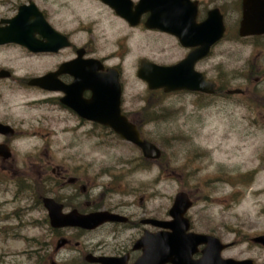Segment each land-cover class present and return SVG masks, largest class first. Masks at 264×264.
Listing matches in <instances>:
<instances>
[{
	"label": "rangeland",
	"instance_id": "rangeland-1",
	"mask_svg": "<svg viewBox=\"0 0 264 264\" xmlns=\"http://www.w3.org/2000/svg\"><path fill=\"white\" fill-rule=\"evenodd\" d=\"M145 35L138 53L164 61L177 57L169 38ZM136 53L130 52L123 66L126 103L140 114L145 138L161 149L158 160H138V148L115 135L97 130L93 136L74 128L67 116L24 106L32 92L0 96V120L16 129L9 140L11 158L0 160V263H22L21 252L39 249L52 235L41 198L59 194L62 185L52 172L58 165L71 175L80 173L106 205L142 220L168 218L175 194L184 190L193 200L187 215L194 231L223 233L221 224L234 213L254 224L256 203H264V47L216 48L208 74L244 93L230 99L217 93L203 106L184 92L148 90L136 77ZM59 234L82 233L65 229ZM11 253L16 255L7 257Z\"/></svg>",
	"mask_w": 264,
	"mask_h": 264
},
{
	"label": "flooded vegetation",
	"instance_id": "flooded-vegetation-1",
	"mask_svg": "<svg viewBox=\"0 0 264 264\" xmlns=\"http://www.w3.org/2000/svg\"><path fill=\"white\" fill-rule=\"evenodd\" d=\"M152 2L157 3L156 16L170 18V32L147 27L150 13L145 11V3ZM243 2L0 0V96L4 92H32L24 106L31 104L34 109L67 116L73 119L74 128L90 131L93 136L97 130L115 135L111 127L88 116L99 109L114 111L113 94L118 87L120 114L141 129L140 114L133 112L126 103L128 81L123 66L129 64L130 52H137L132 59L137 68L146 60L173 65L188 54L203 52L208 44V52L194 61L193 69L206 81L215 84L214 92H182L197 96L202 106L217 93L224 99H230L238 93L231 92L233 88L224 87L222 79L210 76L206 66L213 51L225 44L247 45L251 50L264 47V32L246 36L240 34ZM253 7H264V0L256 1ZM160 23L163 26L166 21ZM147 32L169 38L172 47L178 51L177 57L164 61L138 53L145 47ZM211 34L220 36L209 45ZM40 78L41 86L30 83ZM0 122L11 125L6 119ZM0 138L3 137L0 135ZM9 140L8 144L11 143ZM137 159L144 160V157L138 156ZM52 172L57 175V182L62 187L58 190L59 194L45 196L60 203L63 212L75 209L80 213H89L105 209L123 214L127 220L104 222L94 229L51 228L48 225L52 235L43 240L39 249L21 252L19 255L23 262L18 264H135L142 254V247L137 246V241L146 228L151 231L155 228L146 226L139 216L125 212L127 210L106 205L102 194L96 193L80 173L71 175L61 165ZM98 195L103 198L100 203ZM41 207L45 209L42 202ZM255 207L254 224L247 223L241 214L234 213L230 214L233 218L221 224L223 233L204 232L219 241L215 244L220 248L219 257L214 264H264V203H256ZM47 223L50 224L48 218ZM65 229L82 234L58 236ZM91 232L97 234L89 235ZM59 239H62L60 244ZM204 248V244L197 245L192 258L198 259ZM64 250L67 252L61 255ZM15 255L11 253L7 257ZM6 262L4 264H17Z\"/></svg>",
	"mask_w": 264,
	"mask_h": 264
},
{
	"label": "water",
	"instance_id": "water-1",
	"mask_svg": "<svg viewBox=\"0 0 264 264\" xmlns=\"http://www.w3.org/2000/svg\"><path fill=\"white\" fill-rule=\"evenodd\" d=\"M243 20L241 23L240 34H258L264 32V7H253L258 0H243ZM253 3V4H252ZM144 3L141 2L140 5ZM145 10L150 12L147 20L148 27H159L167 32L171 31L167 19L156 16L155 3H146ZM169 19V18H168ZM161 21H166L162 26ZM211 21V19H210ZM217 35L211 38L216 39ZM207 48L205 51H207ZM199 51H197L198 53ZM197 53L189 54L183 61L173 66H159L151 62H142L137 76L146 81L149 89L163 88L165 92L187 89L201 90L205 92H213L214 84L204 81L202 77L192 71V64L196 57L202 56V52L193 57ZM36 85H42V79H35L32 82ZM233 92H240L239 89ZM105 117L101 120L103 123L109 124L114 128V132L119 134L123 139L136 144L142 150L147 158L156 159L160 156L161 150L153 143L141 139L139 132L135 126L128 122L125 118L120 120L118 108L114 113L105 112ZM0 133L7 137L13 134V129L0 123ZM0 156L7 158L10 156L9 149L6 145L0 144ZM44 205L48 210V216L52 227L79 226L83 228H94L98 224L108 221L122 219L123 217L109 213L107 211H97L89 214H80L76 210L63 214L61 205L55 203L50 198L44 199ZM191 201L186 192L179 191L175 194L171 207L168 210L172 217L170 220H158L154 218H146L145 223L162 228L161 231L151 233L146 231L138 240L137 245L142 246L143 254L136 264H163L169 262L171 264H205L203 260H215L217 251L203 250V256L196 260H191V254L195 251L196 245L200 243L210 244L216 240L204 234H194L187 232L189 227L188 218L184 216L190 207ZM166 229V230H165Z\"/></svg>",
	"mask_w": 264,
	"mask_h": 264
}]
</instances>
